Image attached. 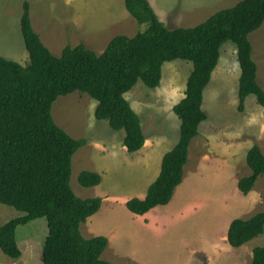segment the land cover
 Returning a JSON list of instances; mask_svg holds the SVG:
<instances>
[{
  "label": "rangeland",
  "instance_id": "rangeland-1",
  "mask_svg": "<svg viewBox=\"0 0 264 264\" xmlns=\"http://www.w3.org/2000/svg\"><path fill=\"white\" fill-rule=\"evenodd\" d=\"M159 19L170 30L194 28L217 12L243 0H148ZM30 3L35 31L53 55L67 46L81 44L102 54L117 36L135 37L146 31L128 12L125 0H0V56L29 64L21 32L23 5ZM259 83L264 88V24L250 35ZM237 46L227 42L219 64L205 91L203 110L208 116L200 135L190 147L183 183L168 206L145 216L132 214L128 201L144 199L161 173L164 156L178 144L181 121L174 107L185 97L193 64L177 60L163 67L157 89L139 82L125 98L140 116L146 146L129 153L125 132L98 121V103L89 95L75 92L61 96L52 107L55 123L87 146L73 157L71 187L81 199L101 198L100 211L81 225L86 239L106 237L109 245L102 259L112 264H252L253 251L264 248V235L233 248L228 231L234 220H249L264 212V176L248 195L238 183L251 175L247 155L258 145L264 153V108L255 96L239 111L241 76ZM83 172L101 175L99 186L79 183ZM24 216L0 203V228ZM48 236L45 218L17 229L23 252L12 259L0 251V264H43L42 251Z\"/></svg>",
  "mask_w": 264,
  "mask_h": 264
},
{
  "label": "trees",
  "instance_id": "trees-1",
  "mask_svg": "<svg viewBox=\"0 0 264 264\" xmlns=\"http://www.w3.org/2000/svg\"><path fill=\"white\" fill-rule=\"evenodd\" d=\"M125 5L140 25H148L146 31L115 37L101 55L81 44L67 46L57 57L35 31L30 3L25 2L21 32L29 64L0 56V203L24 214L0 228V251L12 259L23 255L17 242L19 226L45 218L43 264H112L102 259L109 240L86 239L81 232V225L100 211L103 200L81 199L71 187L73 157L88 141L72 138L55 123L52 107L59 97L75 92L89 95L98 103L96 119L108 121L116 132L124 131L125 148L137 153L147 140L141 118L125 95L140 81L150 89L159 88L166 63L193 64L185 97L174 107L181 121L179 142L164 156L161 173L145 199L134 198L126 205L138 216L168 206L183 183L191 144L208 120L203 110L205 91L225 43H234L238 50L239 111L244 112L251 96L264 108V88L249 38L264 24V0H243L194 28L174 30L165 26L148 0H125ZM247 165L251 175L238 183L245 196L264 176V153L258 145L249 151ZM79 183L96 187L102 177L83 172ZM262 235L264 212L234 220L227 239L231 247L240 248ZM252 264H264V248L254 249Z\"/></svg>",
  "mask_w": 264,
  "mask_h": 264
},
{
  "label": "crops",
  "instance_id": "crops-1",
  "mask_svg": "<svg viewBox=\"0 0 264 264\" xmlns=\"http://www.w3.org/2000/svg\"><path fill=\"white\" fill-rule=\"evenodd\" d=\"M146 146V145H145ZM145 199V198H144ZM143 200V199H142ZM155 210V209H154Z\"/></svg>",
  "mask_w": 264,
  "mask_h": 264
}]
</instances>
